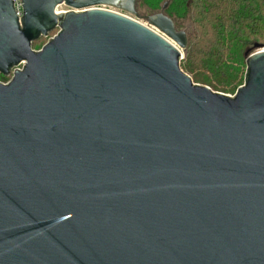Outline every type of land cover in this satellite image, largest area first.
Returning <instances> with one entry per match:
<instances>
[{
  "label": "water",
  "instance_id": "95a60500",
  "mask_svg": "<svg viewBox=\"0 0 264 264\" xmlns=\"http://www.w3.org/2000/svg\"><path fill=\"white\" fill-rule=\"evenodd\" d=\"M139 1L0 0V264H264V46L213 92Z\"/></svg>",
  "mask_w": 264,
  "mask_h": 264
},
{
  "label": "trees",
  "instance_id": "16d2710c",
  "mask_svg": "<svg viewBox=\"0 0 264 264\" xmlns=\"http://www.w3.org/2000/svg\"><path fill=\"white\" fill-rule=\"evenodd\" d=\"M163 1L141 0L153 12ZM165 14L192 21L181 69L195 84L235 94L245 81L246 53L264 46V0H172Z\"/></svg>",
  "mask_w": 264,
  "mask_h": 264
},
{
  "label": "rangeland",
  "instance_id": "374dc122",
  "mask_svg": "<svg viewBox=\"0 0 264 264\" xmlns=\"http://www.w3.org/2000/svg\"><path fill=\"white\" fill-rule=\"evenodd\" d=\"M166 1H168V0H164V1L162 2V4H161L160 8H159L157 11H154V12H153V11H151L146 5H144V4L141 2V0H140V1H139V4H138V8H137V12H138L139 17H147V16L149 17V16H151V15H153V14H156V13L161 12L162 7H163V5H164V3H165ZM170 3H171V2H170ZM169 5H170V4H169ZM59 10H60V11H67L68 8L65 7V6H61V7L59 8ZM112 10L117 11V12L123 14V15H127V16H129L128 14L123 13V12H121V11H118V10H116V9H112ZM129 17H131V18H133V19L139 21L140 23H142L143 25H145V26H147V27L149 26L148 23H147L143 18L139 19V18H135V17H133V16H129ZM175 22L178 23V25H179L180 27H182L183 30H186L187 35H189V34L192 32V21H191L190 17H188L187 19H181V20H178V21H175ZM58 32H59V30L53 31V32H51V33L49 34V36H48L47 38L42 37V38H40L39 40L33 42V44H32V49H33L34 51H36V52H39L40 50H42V48H43L45 45H47V44L49 43L50 39H53V38L58 34ZM187 49H188V47H187ZM187 49H186V51H182V60H181V64H180V66H183L184 63L186 62V60H188V59H187ZM19 68H20V69H23L22 66L19 67ZM189 76H190V75H189ZM190 77H191V76H190ZM11 78H12V76L5 77V76H2V75L0 74V82H1L2 84H8V83H10ZM194 84H195V83H194ZM196 85H200V84H196ZM201 86H203V85H201ZM236 92H237V91H236ZM221 94H223V93H221ZM235 94H236V93H235ZM235 94H225V95H228V96H231V97H232V96H234Z\"/></svg>",
  "mask_w": 264,
  "mask_h": 264
},
{
  "label": "built area",
  "instance_id": "2783aa9c",
  "mask_svg": "<svg viewBox=\"0 0 264 264\" xmlns=\"http://www.w3.org/2000/svg\"><path fill=\"white\" fill-rule=\"evenodd\" d=\"M12 2H13V5H14V10H16L15 11V13H16V16L19 18V19H21L22 17H23V15H24V8H23V0H12ZM58 13H60V10H59V8H58ZM114 11V10H113ZM115 12H117V11H115ZM119 13V12H118ZM127 16V15H126ZM21 70V69H20Z\"/></svg>",
  "mask_w": 264,
  "mask_h": 264
},
{
  "label": "flooded vegetation",
  "instance_id": "af4514ba",
  "mask_svg": "<svg viewBox=\"0 0 264 264\" xmlns=\"http://www.w3.org/2000/svg\"><path fill=\"white\" fill-rule=\"evenodd\" d=\"M174 22H175V21H174ZM175 24H176V27H177V28H179V29L183 30V29H182V27H180V26L178 25V23H176V22H175ZM183 31H185V32H186V30H183ZM186 33H187V32H186Z\"/></svg>",
  "mask_w": 264,
  "mask_h": 264
}]
</instances>
